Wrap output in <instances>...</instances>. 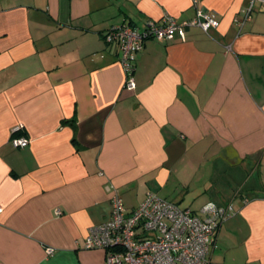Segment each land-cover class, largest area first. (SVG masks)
<instances>
[{
  "label": "crops",
  "instance_id": "crops-1",
  "mask_svg": "<svg viewBox=\"0 0 264 264\" xmlns=\"http://www.w3.org/2000/svg\"><path fill=\"white\" fill-rule=\"evenodd\" d=\"M214 12L145 41L124 89L111 28ZM15 137L27 139L21 149ZM115 190L232 205L209 264H264V12L249 0H0V264H106L85 250ZM61 212L56 215L55 211ZM47 249L53 252L47 254Z\"/></svg>",
  "mask_w": 264,
  "mask_h": 264
},
{
  "label": "built area",
  "instance_id": "built-area-1",
  "mask_svg": "<svg viewBox=\"0 0 264 264\" xmlns=\"http://www.w3.org/2000/svg\"><path fill=\"white\" fill-rule=\"evenodd\" d=\"M264 12V0H249ZM219 25L214 12L195 10L190 20L177 21L165 15L160 21H147L142 30L131 25L111 28L104 42L119 53V63L125 74L124 89H135V55L145 41L171 42L185 40L186 32L198 28L208 34ZM11 144L25 148L27 139L15 137ZM2 209L0 208V213ZM56 215L61 212L56 210ZM235 215L232 205H204L200 213L181 209L175 203L149 193L136 208L127 210L118 193L113 190L111 210L107 219L89 228L84 239L85 250H103L106 264H209V256L219 223ZM47 249V254H52Z\"/></svg>",
  "mask_w": 264,
  "mask_h": 264
}]
</instances>
